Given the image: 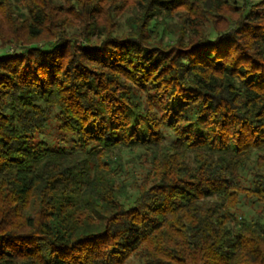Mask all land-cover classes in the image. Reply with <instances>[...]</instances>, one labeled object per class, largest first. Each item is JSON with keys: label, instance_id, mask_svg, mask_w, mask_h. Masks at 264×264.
I'll return each mask as SVG.
<instances>
[{"label": "trees", "instance_id": "16d2710c", "mask_svg": "<svg viewBox=\"0 0 264 264\" xmlns=\"http://www.w3.org/2000/svg\"><path fill=\"white\" fill-rule=\"evenodd\" d=\"M130 259L264 264V0H0V264Z\"/></svg>", "mask_w": 264, "mask_h": 264}, {"label": "rangeland", "instance_id": "374dc122", "mask_svg": "<svg viewBox=\"0 0 264 264\" xmlns=\"http://www.w3.org/2000/svg\"><path fill=\"white\" fill-rule=\"evenodd\" d=\"M38 139L47 142L50 147H55V143L58 140V136H57V133L54 127V123L49 124V126L47 127L45 131H43L39 136L35 137V140H38ZM126 158H129V156H126ZM129 166L133 169L132 171L133 173H135V175L137 173H140V169L138 168L137 165L131 164ZM243 177H244V180L248 181L250 179V173L249 172L245 173ZM236 213L238 215L242 214L244 215L245 218H247L246 214L252 217L256 213H258V209L254 205H250V203L245 201L244 199H241L240 204L237 207ZM253 220H256V218H254ZM128 264H139V263L135 259H130Z\"/></svg>", "mask_w": 264, "mask_h": 264}]
</instances>
